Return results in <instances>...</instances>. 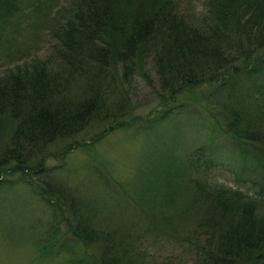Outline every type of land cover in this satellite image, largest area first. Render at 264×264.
I'll use <instances>...</instances> for the list:
<instances>
[{"label":"trees","instance_id":"obj_1","mask_svg":"<svg viewBox=\"0 0 264 264\" xmlns=\"http://www.w3.org/2000/svg\"><path fill=\"white\" fill-rule=\"evenodd\" d=\"M41 2L25 0L20 7L39 9ZM203 3L205 14L193 17L181 12L178 0H67L65 18L48 29L55 42L46 57H54L55 68L33 59L25 63L29 71L23 68L0 79V117L8 116L14 129L0 164L18 160L20 138L26 153L37 154L49 139L84 132L105 108L116 106L121 118L128 107L129 80L137 75L147 79L148 73H154L158 91L167 90L169 99L180 88L171 86L178 83L209 86L200 95L215 109L208 116L210 128L226 133L242 146L241 152L254 149L264 155V77L244 83L248 77L264 75V0ZM16 8L0 1L1 45L3 24L12 20L16 27ZM174 159L169 160L165 177L182 180L183 169ZM19 171L23 175L27 168ZM53 180L56 185L45 177L41 182L29 180V185L52 205V226L56 217L62 223L63 247L72 237L85 244L95 242L100 248L97 264H173L147 252L150 245L175 235V221L167 212L176 193L158 191L144 204L132 190L135 217L110 224ZM181 184L182 191L187 190ZM200 191L192 189L194 198L187 201L179 194L182 219L195 213L181 224L187 232L183 251L193 263L264 264V187L256 195L221 185ZM67 201L82 211L80 218L74 213L67 218L63 204ZM136 215L143 224L134 219ZM155 216L165 223L160 229L151 223ZM53 246L49 243L44 251Z\"/></svg>","mask_w":264,"mask_h":264},{"label":"rangeland","instance_id":"obj_2","mask_svg":"<svg viewBox=\"0 0 264 264\" xmlns=\"http://www.w3.org/2000/svg\"><path fill=\"white\" fill-rule=\"evenodd\" d=\"M0 1L19 7L13 13L16 27L11 20L1 30L4 37L0 44V79L13 76L23 68L29 71L30 65L25 63L33 59L55 68L54 57H46L55 42L49 37L48 29L50 23L56 26L65 18L67 0H53L49 6L45 4L47 0H42L39 9L20 7L25 0ZM178 2L181 12L193 17L205 14L203 0ZM148 74L147 79L137 75L129 80L130 96L125 100L128 107L121 118L116 106L105 108L84 132L49 139L36 149L37 154L26 153L25 140L20 138L18 160L0 164V264H76L77 261L97 264L99 261L100 248L95 242L85 244L70 234L69 247H63L62 223L56 217V226H52V205L30 187L29 180L41 182L45 177L56 185L54 178L63 185L60 189L70 192L74 200L81 198L91 208L88 210L94 211V216L110 224L135 217L130 205L132 190L144 204L156 192L176 193L172 210L167 212L175 221V235L167 238L168 244L165 239L150 245L147 252H155L158 261L173 264H194V258L183 251V245L187 244L183 235L187 232L181 224L188 223L195 213L182 219L178 210L182 199L194 198L192 189L200 194V190L205 192L221 185L259 194L264 187V155L254 149L241 152L242 146L226 133L210 128L208 116L215 109L200 95L209 86L178 83L171 86L180 88L171 95L168 92L169 99L167 90L158 91L154 73ZM262 76L248 77L244 83L260 80ZM177 111L179 114H172ZM163 113L169 114L158 119ZM11 124L8 116L0 117V163L14 132ZM173 157L183 169L182 180L165 177L164 171ZM22 167L27 168L23 175L19 171ZM181 183L187 190L182 191ZM63 204L68 219H72V213L79 217L81 210L68 201ZM159 217L151 220L158 229L165 224ZM134 219L143 224L137 215ZM49 243L54 246L44 251Z\"/></svg>","mask_w":264,"mask_h":264}]
</instances>
